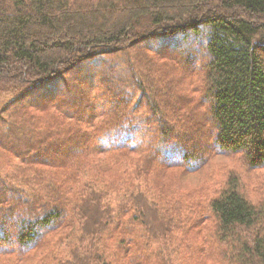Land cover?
<instances>
[{"label": "trees", "instance_id": "trees-1", "mask_svg": "<svg viewBox=\"0 0 264 264\" xmlns=\"http://www.w3.org/2000/svg\"><path fill=\"white\" fill-rule=\"evenodd\" d=\"M212 152L264 170V0H0V264H264V178L159 179Z\"/></svg>", "mask_w": 264, "mask_h": 264}, {"label": "rangeland", "instance_id": "rangeland-1", "mask_svg": "<svg viewBox=\"0 0 264 264\" xmlns=\"http://www.w3.org/2000/svg\"><path fill=\"white\" fill-rule=\"evenodd\" d=\"M204 35H200V41L203 40ZM166 45L173 44V40L168 38L165 40ZM195 49H198L195 48ZM135 62V61H134ZM182 167L166 168L165 173L159 174V179L164 185H171L175 193H195L200 196L211 195V191H218L219 187L224 183V179L228 174L239 175L241 178L242 189L244 193L253 201L257 200V187L256 184L264 178V170L255 172L247 171L246 167L242 164L239 156L232 153H216L212 152L208 159L200 166L194 173L182 171ZM260 177H262L260 179ZM260 179V180H259ZM22 264H28L22 262ZM208 264H217L209 260Z\"/></svg>", "mask_w": 264, "mask_h": 264}]
</instances>
